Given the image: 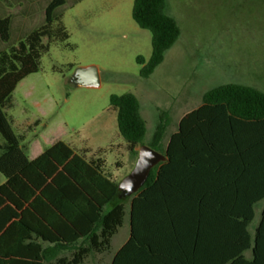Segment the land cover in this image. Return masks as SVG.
<instances>
[{"label": "trees", "instance_id": "1", "mask_svg": "<svg viewBox=\"0 0 264 264\" xmlns=\"http://www.w3.org/2000/svg\"><path fill=\"white\" fill-rule=\"evenodd\" d=\"M64 5L52 0L45 24L0 53V264H90V257L111 252L127 215L129 239L110 264H264V206L249 230L255 205L264 200L261 90L240 84L209 90L164 147L168 122L161 115L147 146L167 161L131 198L120 197V182L104 158H87L64 141L29 159L26 135L15 134L6 111L19 83L40 71L51 44L69 40L62 14L56 15ZM132 18L152 35L151 57L137 59L147 79L181 29L167 0H134ZM9 29L10 19L0 18L3 42ZM110 105L129 153L138 157L148 132L139 98L113 94Z\"/></svg>", "mask_w": 264, "mask_h": 264}, {"label": "rangeland", "instance_id": "2", "mask_svg": "<svg viewBox=\"0 0 264 264\" xmlns=\"http://www.w3.org/2000/svg\"><path fill=\"white\" fill-rule=\"evenodd\" d=\"M111 1L115 16L108 22L103 19V10L94 8L87 9L80 23L69 17V40L51 44L41 60L40 71L18 85L13 93V108L6 112L15 121V134H27L24 145L30 159L59 139L74 144L90 158H104L121 182L133 170L138 157L129 153L119 133L111 95L130 92L139 98L147 121L145 145L152 143L160 117L166 115L164 147L181 118L200 107L209 90L240 84L264 92V0H167V13L178 22L181 36L147 79L140 76L137 59L151 57L152 35L133 20L132 0ZM25 11L26 8H15L13 20H22ZM15 42L8 41L4 49L17 45ZM88 66L98 69L101 84L73 85L75 71ZM38 119L39 125L34 126ZM4 182L0 173V185ZM263 206L264 200L255 205L251 233ZM128 237L127 215L113 240L112 253ZM246 256L250 258L251 252ZM111 259L108 254L92 258L90 264H110Z\"/></svg>", "mask_w": 264, "mask_h": 264}, {"label": "crops", "instance_id": "3", "mask_svg": "<svg viewBox=\"0 0 264 264\" xmlns=\"http://www.w3.org/2000/svg\"><path fill=\"white\" fill-rule=\"evenodd\" d=\"M110 1L111 0H65L64 7L61 9H58L56 11V15L62 14L64 25L70 34L71 31L68 28V21H67L69 19V17L74 18L76 21H78L80 23L79 20L81 19V17H83L86 14L88 8H90L91 10H92V8L97 9V10H99V9L103 10V13H104V14H102L103 19H104V21L108 22L107 20H110V18L115 16L114 7L110 6V4H112V1L111 2ZM132 1L134 4V0H132ZM51 2H52V0H0V18H9L10 19L9 42L14 39L16 41L15 43L18 44L20 41L25 39L33 31L42 27L45 24V20H46V9ZM19 7H20V9L26 8V11H25L26 16L20 21L13 20L12 12H15V8H19ZM7 43L8 42H3L0 39V53L5 51V49H4L5 47L9 46ZM11 46H15V45L11 44ZM38 121L40 122L39 119H38ZM14 122L15 121L13 120V123ZM34 123H33V125H34ZM28 129H31V125L28 126ZM22 134L26 135V140H27V134L26 133H22ZM26 140H25V142H26ZM56 140H59V139H56ZM25 142L23 143V145L25 144ZM67 144H69L77 152H82L74 144H72V143H67ZM98 145H102V144L98 143ZM126 146H127V143H126ZM41 151L42 150H40V152L32 154L33 158L31 160L40 156L45 150L43 152H41ZM86 156H87V158H90V157H88L87 154H86ZM114 178L116 179L115 176H114ZM118 233H119V231H118ZM129 234H130V230H129ZM115 236L112 239V246H113V240H114ZM128 239H129V237H128ZM127 240L123 243V245L127 242ZM44 246L48 247L49 244L45 243ZM115 253H112V249H111L110 253L97 254L95 256L90 257L88 262L90 263V260L92 258L93 259L94 258L99 259L102 256H105L108 254L111 255V258H112ZM61 255H68V253L65 251Z\"/></svg>", "mask_w": 264, "mask_h": 264}, {"label": "water", "instance_id": "4", "mask_svg": "<svg viewBox=\"0 0 264 264\" xmlns=\"http://www.w3.org/2000/svg\"><path fill=\"white\" fill-rule=\"evenodd\" d=\"M71 83L76 87H98L101 84L98 69L94 66L78 68ZM167 161V156L147 145L139 148V154L133 170L118 185L121 198H131L146 183L151 171L160 163Z\"/></svg>", "mask_w": 264, "mask_h": 264}]
</instances>
